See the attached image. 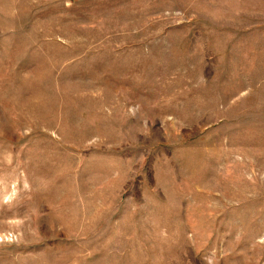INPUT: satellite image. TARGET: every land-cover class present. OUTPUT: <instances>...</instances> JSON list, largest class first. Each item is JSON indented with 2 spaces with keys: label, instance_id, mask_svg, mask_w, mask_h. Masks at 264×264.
<instances>
[{
  "label": "rangeland",
  "instance_id": "374dc122",
  "mask_svg": "<svg viewBox=\"0 0 264 264\" xmlns=\"http://www.w3.org/2000/svg\"><path fill=\"white\" fill-rule=\"evenodd\" d=\"M0 264H264V0H0Z\"/></svg>",
  "mask_w": 264,
  "mask_h": 264
}]
</instances>
